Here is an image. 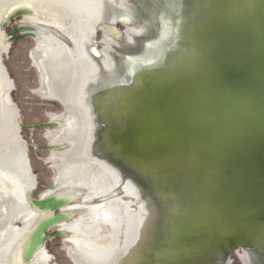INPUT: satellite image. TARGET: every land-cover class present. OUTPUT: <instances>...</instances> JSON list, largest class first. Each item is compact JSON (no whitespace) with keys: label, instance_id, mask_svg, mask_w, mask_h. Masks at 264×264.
Instances as JSON below:
<instances>
[{"label":"water","instance_id":"95a60500","mask_svg":"<svg viewBox=\"0 0 264 264\" xmlns=\"http://www.w3.org/2000/svg\"><path fill=\"white\" fill-rule=\"evenodd\" d=\"M134 4L137 16L150 10L157 28L164 26L170 32L149 56L127 63L126 81L116 77L92 91L90 104L96 125L106 127L103 152L135 169L153 195L146 196L150 218L143 231L142 264L147 255L152 264H211L238 248L261 257L264 0H137ZM126 8L129 15L115 21L130 28L134 11ZM32 14L18 9L8 20ZM59 36L66 38L60 32ZM91 143V154L108 163ZM50 148L60 151L63 146ZM133 185L138 196L144 194V188ZM86 194L84 188L54 189L38 198L28 194L30 208L39 217L14 246L17 264H33L50 238L70 235L61 226L83 216L86 209L73 206L87 204ZM114 197L115 193L95 202ZM154 197L161 204L160 231L152 226L158 216ZM54 228L59 230L51 234ZM157 230L160 236L149 240Z\"/></svg>","mask_w":264,"mask_h":264},{"label":"rangeland","instance_id":"374dc122","mask_svg":"<svg viewBox=\"0 0 264 264\" xmlns=\"http://www.w3.org/2000/svg\"><path fill=\"white\" fill-rule=\"evenodd\" d=\"M19 1L0 0V30L5 11ZM135 1L137 0H65L72 7L86 11L88 17L95 19L96 27L99 22L109 25L117 17L128 14L126 7H132L134 25L128 28L117 23L116 27L119 31L116 28L104 29L113 34L120 32L116 37H111L107 33L104 35L100 31L97 35L93 33L85 36L84 42L95 36L91 44L98 45L97 50L102 54L97 64H93L95 62L88 58L85 49L84 54H78L76 51L77 47L73 39L80 38V22L76 23L77 27L69 30V34L62 32L74 44L72 48L61 40L68 46V55L66 54L63 65L55 62L56 54L50 55L45 52L46 46L43 44L44 54L41 64L45 73L43 76L47 79L46 94L42 93L44 82L40 80L39 71L32 62V46L26 44L27 40H18L6 54L0 53L2 67L10 82L8 84L14 86L11 92L14 107L7 113L0 108V123L5 119L9 123V126L0 127V145H3V148H11L13 142L24 145L30 168L37 178V189L31 193L32 197H41L54 187L55 180L59 178L60 185L86 189L85 197L90 200L108 193L113 182L119 184L115 187L117 195L108 200V203L109 201L113 203L107 204L106 210L110 213L111 220L113 219L112 224L115 218H119L120 222H117L112 229L103 226L102 238L97 237L95 227L86 224L91 227L86 231L90 239L96 240L100 247L115 248L112 255H107L105 264H125L126 260L131 261L135 250L139 252L144 248L143 231L146 220L150 218L146 196L151 193L146 181L135 169L103 152L100 146L106 127L101 123L96 125L94 113L91 111L93 107L90 104L92 91L99 90L101 85L116 77L126 81L129 77L127 63L149 56L150 49L164 44V38H167V32H170L164 26L163 28L161 26V30L157 28V20L150 14L152 13L150 10L145 9L142 12L145 18L137 16ZM41 6L44 10H51L53 15H62L63 18L72 20V15L66 13V6L54 5L50 1L42 2ZM43 16L47 17L45 14ZM20 21L23 23V19ZM84 22L87 24L86 20ZM83 93L84 96L86 95L85 104L81 100ZM15 107L19 111L18 114L15 112ZM52 118L61 123L59 128L23 130L20 127V124L31 126L48 123ZM92 141L96 148L95 153L105 158L116 169L91 154L89 148L92 146ZM51 145L63 146V149L54 151L50 148ZM130 182L144 188V194L138 196L136 187ZM12 188L10 183H6V189L0 190V196L4 191L9 192ZM154 202L158 216L153 220L152 226L154 230L156 228L159 230L162 229L163 224L160 218L161 204L155 197ZM84 213L86 216L88 211ZM131 219L133 224L130 223ZM14 222L21 226L17 218ZM158 230L156 233L152 231L149 240L154 241L156 235L160 236ZM51 233H55V230ZM1 240L3 233L0 231V243ZM45 248L53 257L54 264H74L63 239L50 240ZM80 248H83L82 244ZM149 256H146L144 264H152L153 261ZM0 257H4V254L1 253ZM212 262L211 264H264V255L259 257L251 249L238 248L234 252L224 254L218 261L214 259ZM85 264H99V258L87 256Z\"/></svg>","mask_w":264,"mask_h":264},{"label":"flooded vegetation","instance_id":"af4514ba","mask_svg":"<svg viewBox=\"0 0 264 264\" xmlns=\"http://www.w3.org/2000/svg\"><path fill=\"white\" fill-rule=\"evenodd\" d=\"M24 1L25 0H20L19 3H17L16 5L8 8L5 11V13H4L3 20H2V23H1V30H0V53L6 54L11 49L12 45L18 40L19 41L20 40H27L26 44L32 46V48H31L32 49V51H31V59H32V62L34 64V66L39 71L40 80H43V77H44L43 74L45 75L43 67H42V64H41V59H42V56L44 54L43 53L44 51L42 49V45L43 44L46 46L45 52H48V50H47L48 44L45 42V37L50 39V44L49 45H51L52 49H55L57 51L56 52V56L57 57L55 58V62H58L60 65H63V63L65 62V56L67 54V49H68L67 47L71 46L73 48L74 44L65 35H64L66 37L65 39L60 38L59 32L60 33L64 32V33H68L69 34V30L71 28H73V27H77L76 23L80 22L81 23V25H80L81 34H79L80 38L78 40L73 39V42L76 44V47H77L76 51H77L78 54H84V49H85V52H86L88 58L92 62H95L93 64H97V61H98V59H100L102 54L100 53V51L97 50L98 45H96L94 43L91 44V41L93 40V38L95 36L91 40H86L84 42L85 36H90L93 33H96V35H97V33L99 31L102 32L105 35V32L103 31V29H106V28H111V29L112 28H116L117 29V27H116L117 23H115V21L110 23L109 25L99 22L97 27H96L95 19L88 17L87 14H86V11H80L78 8L72 7L71 4L69 2H65V0H30L36 5V11H37L36 14H34V10L33 9L26 8L24 10L31 11V12H33V14L32 15L19 16V17L15 18L14 20H8V17L10 15V13L12 12V10L15 7H20L19 5H22L21 3H24ZM49 1L51 2V4H54V5L66 6V13H69L70 15H72L71 16L72 20H67V19L63 18L62 15H53L51 10H46L45 9V11H43L42 10L43 8L41 6L42 2L48 3ZM43 14H45L47 17L44 18ZM50 15H52V17L57 20V22L59 23V27L58 26H51L47 22V21L51 20L49 18ZM33 17L38 18L40 22H35ZM117 18H119V17H117ZM22 19H23V23H22V21H20ZM84 20L87 21V24H85ZM24 23H26V24H24ZM109 35L111 37H116L115 33L113 34V33L109 32ZM61 40L65 41L68 46L65 44V42H62ZM90 44H91V46H90ZM37 53H39V57L36 59L35 58V54H37ZM38 61H39L40 64L37 63ZM103 63H104V61L102 62V64ZM41 75H42V77H41ZM0 76H1V81H2V84H3V88H2L3 92L0 95V97H2L4 99V102L7 105L6 109L5 108H2V109L7 113L8 111H10L11 108L14 107L13 101L11 99V92L14 89V86H12L11 84H8L10 82H9L8 76L5 74L4 69L2 67L1 58H0ZM6 88L9 91L11 105L8 103V101L6 100V97H5ZM82 95L83 96H82L81 100L84 103V102H86V98H85L86 95L84 96V93ZM90 100L92 101V96L90 97ZM92 110L93 109H91V111ZM15 112H16V114L19 113V111H18V109L16 107H15ZM48 123H56L59 127L61 126V123H59L57 120H55V118H52V121H50ZM44 124H46V123H44ZM16 126H18V123H16ZM20 126H21V124H20ZM59 127H56V128H59ZM15 144H17V143H15ZM51 147H56V145H51ZM53 150L56 151L55 149H53ZM25 151H26V149H25ZM57 180H55V182H54V187H52L47 192L50 191V193H53L54 189H60V188L65 187L64 185H60V181L58 182ZM115 181H117V180L115 179ZM118 185L119 184L113 182V186L109 190L108 193L102 194L101 196L99 195V197H96L93 200H90V199H88L86 197H85V199L88 200L89 204L94 205V206H101L100 210L107 211L106 210V205L109 204V203H113V202L109 201V203H108V200L107 201H102V202L101 201L100 202H95V200L102 199L104 197H107L110 194H114L116 192L115 191V187H117ZM68 187H70V186H68ZM36 189H37V178H36L35 190ZM46 193L43 194L41 197L48 196V195H46ZM115 194L117 195V193H115ZM109 200H111V199H109ZM119 201H121V200H119ZM87 211H88V214L86 216H85V213H84L83 216L78 218V219H76V221H74L72 223H69V224H63V225H67L69 227L70 226H77V229L79 230V232L78 231H72L71 232V231H68L66 229H63L62 228L63 225L61 226V229L70 232V235L63 239V243L68 247V255H69V257L71 258V260L73 261L74 264H77V263L74 262V260L72 258V253L75 252V250H78L79 252H82V248H80L82 243H80L78 246H76L74 243H72L70 241V238L76 236L80 240H87V241H89V242H91V243H93L95 245H98L96 243V240L90 239V235L87 234L86 231L90 230L91 227H95L97 229V232H96L97 237L98 238H102L103 237L102 236V232L104 230L103 226L106 225V226H109L112 229V227L115 226L117 224V222H120L119 218H115L114 219V223L112 224V220L113 219L111 220V217H110L108 222H104L103 220H99L97 223H94V222L91 221V217H92L91 210L88 208ZM85 212H86V210H85ZM20 223H21V227H23L24 223H22V222H20ZM88 223L91 224V227H88V225H86ZM130 223L133 224L132 219L130 220ZM54 230H55V233H51V231H54ZM58 230H59L58 228H54L53 230L50 231V233L51 234H56L58 232ZM54 239H58V238H54V237L50 238L47 242H49L50 240H54ZM1 241H2V243H4L3 240H1ZM2 243H0V246H1ZM83 248H85L84 245H83ZM97 248L100 249V246L98 245ZM104 248H106V247H104ZM42 249L50 257V259L48 261V264H54L53 263L54 259L49 254V252L46 250V248L44 247ZM110 250H111V252L109 254L112 255L115 252V248H113V249L111 248ZM1 253L4 254V257H2V258L0 257V264H7V258H8L7 250L2 249L0 251V254ZM107 255L108 254L94 255V257L99 258V264H105L107 262V260H106ZM136 255H137V252L134 251L133 255L131 257V261L126 260L125 264H131L132 259ZM86 257L87 256H85L84 259H83L84 264H85V258ZM35 258H36V256H35ZM35 258L32 261L33 264H36V261H35L36 259Z\"/></svg>","mask_w":264,"mask_h":264},{"label":"bare ground","instance_id":"6f19581e","mask_svg":"<svg viewBox=\"0 0 264 264\" xmlns=\"http://www.w3.org/2000/svg\"><path fill=\"white\" fill-rule=\"evenodd\" d=\"M20 7H15L13 11L17 9H33L34 14H36V5L30 1L25 0L24 3H21ZM43 11L44 8H43ZM10 13V15L12 14ZM9 15V16H10ZM35 22H40L38 18L33 17ZM51 19L47 21L51 26H58L59 23L52 15L49 16ZM45 42L48 44L47 50L48 53L51 55H55V49H52L50 44V39L45 37ZM39 57V53L35 54V58ZM38 64L39 61L37 62ZM42 69V68H41ZM46 77H43L44 82V89L42 90L43 94L47 93V84H46ZM3 84L1 81L0 76V95L3 92ZM5 97L8 103L11 105L9 91L5 90ZM0 108H7V105L4 102V99L0 97ZM9 126L8 121L0 123V127ZM61 179H58L59 182ZM6 183H10L12 185V190L9 192H3L2 196H0V231L3 233V242L0 246V251L2 249L7 250L8 258L7 264H17V258H15L14 253V246L17 241L23 237V235L29 230L32 224L38 219L39 215L34 210L30 208L28 202V194L34 192L36 186V177L32 173L30 168L29 160L25 151V148L21 144L12 143L11 148H3V145H0V190L6 189ZM63 188H72L65 186ZM51 194L50 191L46 193V195ZM84 201L87 204L83 205H74L73 209L76 208H88L91 210L92 217L91 221L97 223L99 220H103L104 222H108L110 219V214L105 210H100L101 206H94L89 204L88 200L85 199ZM85 212V211H84ZM82 217V216H81ZM17 218V221L24 223V226H18L14 223V220ZM80 218V217H79ZM78 219V218H77ZM63 229L68 231H78L77 226H67L63 225ZM70 241L78 246L82 243L85 248H82V252L75 250L72 253V258L74 262L77 264H84L83 259L85 256H94V255H104L109 254L111 252L110 249L104 247H98L87 240H80L78 237L74 236L70 238ZM145 247V246H144ZM145 248L141 249L140 251H136L137 255L132 259L131 264H142V256L144 255ZM36 264H48L50 259L49 255L41 249L36 254Z\"/></svg>","mask_w":264,"mask_h":264}]
</instances>
